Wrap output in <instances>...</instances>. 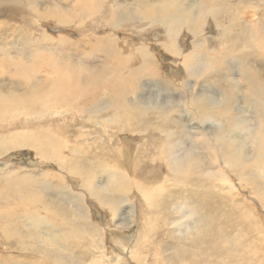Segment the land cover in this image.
<instances>
[{
    "label": "bare ground",
    "instance_id": "obj_1",
    "mask_svg": "<svg viewBox=\"0 0 264 264\" xmlns=\"http://www.w3.org/2000/svg\"><path fill=\"white\" fill-rule=\"evenodd\" d=\"M76 1H78L76 5L67 8L65 15L63 9L60 10L62 13L58 12L51 16L63 22L64 26L71 24L77 28L75 22L79 20L80 23H85L89 12H86L83 0ZM94 1L98 2L99 0ZM178 1L184 0H116L115 4L112 3L114 5H111L112 8L109 12L105 14L103 23H109L110 26L115 27L134 19L135 22L148 20V25H161L166 28L165 38L162 40L165 43L161 44V47L168 52L176 53L177 47L171 40L175 41L176 35L184 26L189 29L197 26L194 18L198 13L193 12L201 10L204 13L198 4L204 1H199L195 5L191 4V9L188 6L190 3L179 7L178 3L180 2ZM232 1L217 0V10L213 9V11L219 16L228 15L226 17L229 24L225 27V32H220L216 37H210L214 39L213 43L217 40L215 44L222 41L223 38L230 41L229 45L223 49L227 59L220 54V51L217 54L218 57H215L214 50H212L213 44L207 46V39L203 37L191 42L192 49L185 52L181 62L189 76H200L199 73L203 67L204 72L201 79L220 84L227 95L226 102L222 101L221 107L217 110L210 109L214 102L203 95L202 88H200L201 96L197 102L199 112L196 111L198 117L192 131V135L195 137L193 145L191 144L192 138L188 139L190 141L188 143V140L184 139V135L183 143L180 139L177 141L179 135L175 132V128L174 131L172 128L163 132L166 143L150 142V134L154 139H157L159 135H152V133L146 135V132H140L142 137H145L143 143L137 148L136 144L131 149L129 147V151L127 150L126 153L127 162L124 161V147L126 146L122 147L119 140L116 144L113 143L114 136L111 134V128L121 130V128L128 127L127 130L139 132L140 128L144 127L142 123L154 125L149 109L144 106L143 101V103H139L137 100L140 92L145 93V89H143L145 80H142V77L151 78L154 81L151 86H157L160 91L164 92L169 89L166 82L165 88L164 82L158 79V67L154 64L157 59L152 55L154 52L152 45L142 44L133 47L136 59L140 63L136 62L133 53L132 56L131 54L124 56L125 47L119 46L117 40L107 36L98 40L96 43L98 48L89 47L85 42L87 39L85 35L83 39H77L78 42L65 38L48 42L50 38L44 34L42 42L36 43L28 37L34 43L30 45L26 43L28 46L22 49L24 54L19 55L16 59L10 56L12 46L1 48L0 53H4V57L0 55V77H9L11 84L4 87L8 90L7 94L2 93L7 90H1L3 86L0 84V102L3 99L6 104L5 108L0 109V127L4 129L5 126H8L6 131L0 132V161L4 155L16 150V147L29 146L36 150L37 154H41L42 160L45 158V162L48 160L58 162L62 173L60 175L50 171L43 174L45 172L43 170L27 168L18 172V166H12L10 163L0 166V218L2 219L0 238L3 239L0 246L7 250L4 256H0V264H30L27 262L29 255L26 254L41 252L46 255L58 254L59 257L56 258L58 264L67 261L70 264H87L86 251L89 250L85 246L87 238L99 241L95 255L97 257L94 256L91 264H130V259H139L135 249L145 244V239L152 235L154 226L148 225L146 228H140L136 235L138 237H135V246L126 245L125 253L111 251V255L108 256L109 252H106L105 242L107 235L103 233L102 224L92 220V211L86 206L90 200L91 205L107 212L108 217L105 222L108 227L115 230L117 228L114 225V221L116 222L115 210L120 208L117 199H135L137 203H140V197L143 195L145 197L142 198L149 202L153 207L151 210L155 212V217L153 215L146 216L147 223H152L159 217L165 218L168 221L167 225L178 223L181 219L185 220L178 227L165 232L166 235H171L170 247L174 246L175 250L171 259H177L178 264H264V261L258 256V251H250L253 245L251 244V248L247 246L252 239L242 240L240 238L238 240L237 238L243 235L238 225H241L242 218L247 219L250 213L245 204L248 206L251 203L247 196H240L241 189H251L253 193L251 200L254 204L259 202L264 205V202L256 199L260 192H258L255 183L248 178L253 168L254 170L264 169V17L262 21H258L259 23L248 24L242 20L236 21L235 6L232 5L234 4ZM253 1L246 2L252 3ZM237 7L245 8V2ZM173 12H178V14L172 18L168 14ZM217 14H213L214 18L217 17ZM217 25H221V22ZM241 27H243L242 30L238 31ZM200 32L196 28L193 38ZM173 33L175 34L172 35ZM26 36L29 35L26 34ZM244 43L249 47V50L243 48ZM81 46L84 50H79ZM47 47H51L50 52L54 56H59L58 53L62 51V48L69 47V52H64L70 55L63 57L68 61L63 65H58L55 63L56 61L42 57L46 53L42 49ZM14 49L16 51V48ZM56 49H58L57 54L53 53V50L56 51ZM128 49L132 50L130 47ZM92 50L104 55L106 63L92 64L89 65V68L84 64L81 66V61L85 58L83 56L88 55ZM228 60L237 64L241 62V84L234 82L233 72L228 66L219 65ZM134 63L136 65H133ZM196 63H200V67L203 65L198 71L195 70ZM209 65H213L210 70ZM133 67L136 69L130 71ZM126 72L129 74L123 76ZM17 78L19 80H16ZM182 80H178V82L183 86ZM130 84L132 89L128 87ZM12 87L18 91H12ZM241 89L245 95V105L248 107L247 109L253 110L252 113L255 114L260 127L258 131H255L253 126L252 131H249L246 136L247 139L254 142L252 148L246 147L248 143L236 135L245 130L244 126L248 123L247 115L243 114L239 117L234 116L235 114L231 115L235 103L240 100ZM173 106H176L175 103ZM205 106L206 112H203ZM132 111L133 119L139 123L135 121L133 125L113 126L122 118L127 119ZM12 114L14 117L11 119ZM164 114L169 116L167 113ZM32 118L33 121H30ZM225 121H231L228 124V130L223 124ZM70 123H76V129H80L81 132L78 133V130L73 129V134L77 135H71ZM93 123H96L99 129L105 133L108 137V144L112 146L103 143L96 149V151L108 152L112 161L106 166L101 159H92L87 155L90 150L87 139L89 138L91 141L90 138H92L98 143L102 140L100 132L90 129V125ZM172 123L181 124L177 123L175 119L172 120ZM181 125L180 128L184 130L185 125ZM28 126L31 128L30 132L27 129ZM168 135L173 136L175 140L167 139ZM74 136H77L79 141H76ZM212 136L215 137L212 139ZM72 140H75V143ZM149 144L158 149L157 156L166 158L164 162L167 170L157 166L160 170L157 175L160 181L146 184L142 181V177L152 167H156L152 166L153 163L142 166L144 160L147 159L142 158L147 154ZM135 151L139 152V158ZM144 153L146 154L144 155ZM156 160L152 161L155 163ZM94 165L102 166L96 172ZM89 174L91 175L89 181H85L84 176ZM102 174L106 178L102 181L98 179L96 182L95 177ZM12 175H15L14 179ZM31 175L35 179L32 180ZM11 178L14 185L17 183L22 192L13 191V195L9 196L8 192L11 189H9V180ZM72 180L77 182L79 191L78 187H74ZM189 185L194 186L192 191L190 187L186 190ZM25 186L28 187L24 192ZM263 191L262 189L261 193ZM193 195L194 197H191ZM205 201L209 205L208 209ZM17 203L20 205H16ZM221 209L224 212L230 211L231 217L222 216ZM233 216L237 217L236 221H232ZM193 223H200L199 229L192 230L191 224ZM223 223L235 224V228L232 227V230L237 228V233L234 235L229 231L227 235L222 234L220 226ZM58 234L63 235L67 240L75 238V246L65 243ZM119 237L115 235L114 239L118 240ZM26 238L31 239L29 245L26 244ZM49 238L50 240H48ZM177 238L184 239V241L189 240V242L182 244L180 248L176 246ZM127 239L130 241V238ZM61 240L63 242H60ZM33 242L36 244L34 245ZM46 244L49 248L42 250ZM52 246L59 252L54 251ZM120 249L122 248L120 247ZM60 251H71V253L68 256L65 252ZM119 251L121 252V250Z\"/></svg>",
    "mask_w": 264,
    "mask_h": 264
},
{
    "label": "rangeland",
    "instance_id": "obj_2",
    "mask_svg": "<svg viewBox=\"0 0 264 264\" xmlns=\"http://www.w3.org/2000/svg\"><path fill=\"white\" fill-rule=\"evenodd\" d=\"M199 1L200 0L178 1L180 2L178 3V5L180 7L181 5L184 6L190 3L188 5L190 8L191 4L195 5ZM246 1L248 0H233L232 1V3H234L232 5L235 6L234 13H235L236 21L242 20V22L244 21V22H247L248 24L262 21L264 17V0H254L252 3H247ZM77 2L78 1L76 0H0V51L2 47L12 46L13 49L16 48V51L15 49L14 51L13 49H11L10 56L16 59L19 55L24 54L22 52V49L28 46L26 45V43L30 45L31 43H34V42L36 43L42 42L41 39L44 37V34H46V36L50 38V41L48 42H52V41L55 42V40H58L61 38H65L70 41L73 40L74 42H78L77 39H83L85 35L87 37V39L85 40V42H87V45L89 47L92 46L94 48H98L96 43L98 42L100 38L107 36L108 38L117 40L119 46L125 47L124 56L128 54H131L132 56V53H133V57L135 59H136V53H135V50H133V47H137L142 44H150L154 47L153 49L154 52H152V55L155 56V58L157 59V61L154 64L157 65L158 67V79L164 82L165 88H166V83H167V86L169 87V89L164 90V92L160 91L159 88H157V86H154V85L151 86L152 83L154 82L153 80H151V78L149 79V78H146L145 76L144 78L142 77V80H145L144 88H143L145 89V93L140 92L139 97H138L139 99L137 100L139 103L144 102L143 103L144 106L147 109H149L148 111L152 116L154 125L150 126L148 123H142L144 127L140 128L139 132H132L130 130H127L128 127L126 129L121 128V130H117V129L113 130L111 128L112 130L111 134L112 136H114L113 143L116 144L117 141L119 140L121 141L122 147L126 146L124 147L125 148L124 161L126 160L125 162H127L126 153H127V150L129 151V147L131 149L132 146L136 144L135 147L137 148L140 144L143 143V140L145 137L144 136L142 137L140 132L142 133L146 132V135L147 133L148 134L152 133V135L154 134L159 135L157 139H154L153 136H151L150 134V138H151V139L149 138L150 142L161 141V142L166 143L167 141L165 140V135L163 134V132L168 131L169 129H172V128L174 131V128H175V132H177V135H179V137H177V141L180 139L182 140V143H183L184 142L183 135H184L185 140L192 138L191 144L193 145V143L195 142V137L192 135V131L195 125V120L198 117V113H196V111L199 112L197 102L201 96L200 88H202L203 95L207 96L210 100L214 102V105H212L210 109H215V110L219 109L222 105V101L223 103L226 102L227 95L222 90V87L220 84L203 81L201 79L203 77L202 75L204 72V69L202 67L203 65H201L202 69L200 67V63H196L195 65L196 71L201 69L199 73L201 74L200 76H196V75L189 76L186 73L181 62H182L185 52L187 53L192 49L191 42H193L194 39L199 40L200 38H203V37L207 39V42H206L207 46L213 44L212 50H214L215 57H218L217 54L220 51V54L223 55L225 59H227L226 54L223 51V49L229 45L230 41H228L226 38H223L222 41L215 44L217 40L213 43L214 39H211L210 37H216L220 32L223 33L226 31L225 27L229 24V20L226 17L228 15L219 16L217 13L211 12V11H204V13H202L201 10L199 12H193L195 14L198 13V15L197 16L195 15L196 17L194 18L195 24L197 26L191 29H189L187 26H184L181 29L180 33L176 35L175 41L171 40V42L174 43V45L177 47L176 53H171V52H168V50H166L165 48L161 47V44L165 43V41H162V40L165 38V29H166L165 27H162L161 25H156V24L148 25V20H146L145 22L144 21L135 22L136 20L134 19H131L126 24H122V25L115 26V27L110 26L109 23L104 24L103 22H104L105 14L109 12V10L112 8L111 5H114L116 0H103V1L99 0L98 2L94 0H85V1L83 0L82 2L84 3L86 12H89L88 15L86 16L88 18L85 19V23L87 24L80 23L78 20L77 21L78 23L75 22V26H77V28H74L73 26H71V24H69L68 26H64V24H62L63 22H60L56 20L55 17L51 16V14H57L58 12H61L60 10H63V9H64V15H65L67 13V8L69 7L71 8L72 6L76 5ZM243 2H245V8L239 9L237 6L239 4H242ZM208 10H210V8ZM42 14H45V15L43 16ZM177 14L178 12H173L172 14L170 13L168 15L173 18V16L175 17ZM213 14H217V17L214 18ZM191 15H194V14L191 13ZM219 22H221V25H217ZM196 28L200 30L201 32L198 35H196L195 38H193V34ZM242 28L243 27L239 28L238 31H241ZM26 34H28L29 36H26ZM30 34L33 36H31ZM174 34L175 33H173L172 35ZM28 37H30L32 41L34 40V42H32L31 39L29 40ZM37 39L38 41H35ZM213 46H214V49H213ZM17 47H19V49H17ZM70 47L74 48L72 45H70ZM129 47L132 48L131 51H129L128 49ZM50 48L47 47L45 49H42L43 52L46 51V53H44L42 57H48L52 61L54 62L56 61L55 63H57L58 65H63L65 64L64 62L68 61L67 59L63 57L70 55L64 52V51L69 52V47L68 48L61 47L63 52L60 51L59 53H58V49H56V51L53 50V53H56V54L58 53L59 56L52 55V52H50ZM243 48L245 50H249V47L245 43H244ZM79 50H84V48L81 46V49ZM0 55L1 57H4V53H0ZM83 57L85 58L81 61V66L84 64L88 68H89V65H92V64L101 65V64L106 63L105 62L106 57H104V55H102L99 52L96 53L93 50L91 53L89 52L88 55L83 56ZM29 58L31 59V57ZM76 62H77V57H76ZM136 62L140 63L137 59H136ZM133 65H136V63H134ZM219 65H222L224 67L228 66L229 69H231L233 72L232 78H234L233 79L234 82L236 81L239 84L242 83V76L240 73L241 67H242L241 62L237 64V63H234L233 61L228 60L226 63H221ZM208 68L209 70L212 69L213 65H209ZM135 69L136 67H133L130 71H133ZM128 74L129 73L126 72L123 74V76L128 75ZM16 80H19V79L17 78ZM178 80H182V82L184 83L183 86L181 85V83L178 82ZM175 81H177V83H175ZM0 84H2L3 86L1 90H7V88H4V87H8V84H11L9 82V77L3 78L1 76ZM128 87L132 89L131 84ZM12 88H13L11 89L12 91L14 92L18 91L14 87ZM2 93L7 94L8 90L2 91ZM239 99L240 100H238L235 103L231 115L235 114L234 116L239 117V116H242L243 114H246L249 124L247 123L244 126L245 130H242L236 135L240 137L241 139L245 140L246 143H248L246 144V147L252 148L254 146V142L247 139L246 136H248L249 131H252L253 126H254L255 131L259 130L260 128L259 122L255 114L252 113L253 110L247 109L248 107L245 105L246 99H245V95L243 94L242 89H241V95L239 96ZM174 103L177 107L173 106ZM5 107H6L5 100L2 99V102H0V109H3ZM203 112H206V106ZM164 113H167L169 116L168 117L165 116ZM133 116H134V113L132 111L129 113L127 119L122 118L119 122L113 124V126L119 127L122 125H125V126L129 124L133 125V123L136 121L135 119H133ZM13 117H14V114L11 115V119ZM171 119L172 120L175 119L177 123L184 124L186 126V127L185 126L183 127L184 130L180 128L182 126L181 124H178V125L173 124ZM30 121H33V118L32 120L30 119ZM230 122L231 121L223 122L226 130H228V124ZM15 125H18V123H15ZM76 125H77L76 123L69 124L70 126L69 129L70 128L72 129V131H70L71 135L75 134V133L73 134V131L76 129L75 127ZM29 126L27 127V129L30 132L31 128ZM73 126L75 128H72ZM7 127L8 126H5L4 129L0 127V132L2 133V131H6ZM90 129L95 132H100V134L102 135V140L100 143H98V142L93 141L92 138H90L91 141L88 138L87 140L89 142L88 144H89L90 150L88 151L87 155L89 158H92V159L93 158L101 159V161L104 162V166H106L107 163L112 161L110 159L108 152L96 151V149L98 145L103 144V143H106V145L111 146L110 144H108V137L105 135L103 131L99 129V126L96 123L91 124ZM76 130H78L77 131L78 133L81 132L80 129H76ZM91 135L93 136L94 133ZM74 137L76 138L75 139L76 141H79L77 136H74ZM214 137L215 136H212V139ZM167 139L175 140V138L171 135H168ZM75 140H72V142L75 143ZM81 142L83 141L81 140ZM187 142L189 143L190 141L188 140ZM147 148H148L147 154L144 153V155L145 154L146 155L144 156V158H142V159H146V158L147 159L144 160L142 166H145L146 164L152 165V163H153L152 166H156V167H152L148 171V173L144 177H142V181L145 182L146 184H149L151 182L155 183L156 181H160V178L157 177L158 173H160V170L158 169L160 168V166L163 168V170H167V167L165 166L166 164L164 162L166 158L165 157L161 158L160 156H157L158 154L156 151L158 149H156L154 145L149 144ZM15 149L16 150H12L10 153L4 155V158L2 159V161H0V166L5 163H10L12 166L14 165L18 166L17 167L18 172L19 171L22 172L23 168H27V169H32V170L33 169L43 170L45 171V172L42 171L43 174H47V172L53 171L61 175L62 171L60 170V165L58 164V162H54L53 160H52L53 162L49 160L45 162V158L44 160H42L43 158L41 154H37L36 150H34L33 148L29 146H24V147L19 146V147H16ZM138 153L136 152V156L139 155ZM157 157L159 158L157 159ZM135 159L137 158L135 157ZM152 160L153 161L156 160L155 163ZM101 166L102 165H94V169H95L94 171L98 172ZM157 166L159 167L157 168ZM250 174L251 175L248 176L249 180L255 183L258 189V192H260L259 196H257L256 199L258 201L264 202V191L263 193H261V190L262 189L264 190L263 188L264 187V169L258 168L254 170L253 168ZM90 176H91L90 174L85 175L84 180L89 181ZM30 177L32 180L33 178L35 179V177L32 175ZM12 178L14 179L15 175H12ZM12 178L9 180V189L11 188L8 192L9 196L13 195L12 193L13 191H17L18 193L22 192V190L19 189L17 183L14 185V181L12 180ZM104 178H106L104 174L97 175L95 177V181L97 182L98 179L102 181ZM72 183L74 184V187H78V191H79L80 188L77 185V182L75 180H72ZM192 186L193 185H189L188 187H186V190L191 188V191H192L194 189V186L193 187ZM27 187L28 186H25L24 192ZM122 191L126 192L125 190H122ZM243 195L247 196L248 201L251 202L250 204H248V206L245 204V207L249 209L250 213L247 219L243 217L241 220V225H238V228L239 230H242L243 235L242 237H237V238L238 240L240 238H242V240H244L245 238L252 239L247 244L248 248H251V246L253 245V248L250 251H258V256L264 261V205H262L259 202H255L257 204H254L253 200H251L253 193L251 192V189L249 188L241 189L240 196H243ZM137 196L140 197L139 195ZM142 197H145V196L143 195L140 197V200H139L140 203H137L135 199H130L131 201L129 199L125 200L123 198L117 199L119 201L118 207L120 208L117 207L118 209H116L118 213L115 210L116 222L114 221V225L117 227L115 230L108 227L107 222H105L106 218L108 217L107 212H105L104 210L94 205L93 210H92V220L94 222H98L100 225L102 224L103 233L107 235L105 242H106V248H107L106 252H109L108 256L111 255V251H115L116 253H125L126 245H130L131 247L135 246V241H136L135 237H138L136 236L138 234L137 231L140 228H146L149 225V226H154V231L152 233L153 236L151 235L148 238H146L145 244L135 249L136 256L139 257V259L138 260L136 258L130 259L131 260L130 264H136V263L137 264H140V263L141 264H171V262L172 264H178L179 261L177 259H173V258H172L173 260L171 259V256L175 252V250H174V246L170 247L171 246L170 243L172 241V239H170L171 235L169 234L166 235L165 232H167L168 229H174L178 227L180 224L185 222V220L181 219L180 222L178 223L174 222V223H169L167 225L166 223L168 221H166L165 218L159 217V218L154 219L152 223H147L146 216L153 215L155 217V212L151 210L153 209V207L149 204V202H147L145 198H142ZM191 197H194V195ZM144 200H145V203H144ZM90 202L91 201L89 200L88 204H90ZM205 204L208 209L209 205L207 204V201H205ZM16 205H20V204L17 203ZM18 207H22V206H18ZM187 211L189 210L187 209ZM222 212L223 213L220 212L222 216L226 215V216L231 217L232 215L230 211L224 212L222 210ZM233 217H232V221H236L237 217H234V218ZM1 220L2 219L0 218V222ZM200 225H201L200 223L191 224L192 230L199 229ZM232 227L235 228V224L223 223L220 226V232L224 235H227V233L231 231L229 233H234L235 235L237 233L236 231L237 228L235 230H232ZM58 235H59V238L63 239L65 243H68V244L70 243V245L74 244L75 246V243H74L75 238L67 240L63 235L61 234H58ZM115 235L120 236L118 240L114 239ZM184 236L186 237V234H184ZM127 238H130L129 239L130 241H128ZM256 239H257V242H256ZM2 240L3 239L0 238V242H2ZM48 240H50V238ZM85 240L87 242L85 244L86 249L89 248V250H87L88 252L86 251L87 257H88L86 260V263L91 264V260L97 257L95 255L97 254V250H98L97 242L99 241L97 239H89V238ZM121 240L124 242V244ZM63 241L61 240L60 242H63ZM30 242H31V239L26 238V244L29 245ZM166 242L168 243L166 244ZM176 242L178 243L176 244V246H179L181 248V245L187 244L186 242H189V240L184 241V239L180 240L179 238H177ZM33 243L34 245L36 244L35 242ZM46 247H44L42 250H46L49 248L47 244H46ZM80 247L82 248V246ZM120 247L122 249L124 248L123 251L122 249H120ZM51 248H54V246H52ZM53 250L56 252H59V250L56 248H54ZM119 250H121V252ZM6 252L7 250L4 247L0 246V256H4ZM60 252H65V254H67L68 256H70V253H71V251H68V252L60 251ZM26 255H29L28 259L26 258L27 257ZM26 255H25V258L27 259V262L30 264H58L56 261V258L58 259L59 257L58 254L57 255L55 254L46 255L45 253L41 252V253H28ZM61 264H70V262L67 261ZM100 264H105V263H100Z\"/></svg>",
    "mask_w": 264,
    "mask_h": 264
},
{
    "label": "crops",
    "instance_id": "obj_3",
    "mask_svg": "<svg viewBox=\"0 0 264 264\" xmlns=\"http://www.w3.org/2000/svg\"><path fill=\"white\" fill-rule=\"evenodd\" d=\"M159 1H161V0H159ZM200 1H204V2H202V3H198L201 7H202V9L204 10V11H211V12H214L213 11V9H216L217 10V0H200ZM210 8V10H208L209 8ZM86 197H88V196H86ZM93 205H91V204H88L87 206H86V208L87 209H89V210H93ZM91 208V209H90Z\"/></svg>",
    "mask_w": 264,
    "mask_h": 264
}]
</instances>
